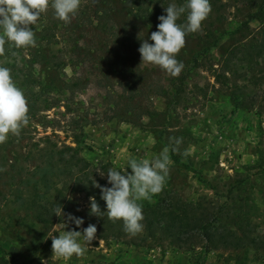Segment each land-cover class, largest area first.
<instances>
[{
  "label": "rangeland",
  "instance_id": "rangeland-1",
  "mask_svg": "<svg viewBox=\"0 0 264 264\" xmlns=\"http://www.w3.org/2000/svg\"><path fill=\"white\" fill-rule=\"evenodd\" d=\"M100 1L81 0L77 14L80 11L86 14L96 12L103 6ZM109 2L115 11L114 23L119 33L128 29L134 36L148 39L153 31H145L134 22L127 29L122 28L126 19L122 6L117 0ZM229 12H234V9ZM75 18L71 21L74 22ZM228 22L235 24L231 19ZM80 24L82 26L74 36L78 45L96 43L93 34L95 24L91 27L85 16ZM251 26L257 27V23ZM62 34L63 30L59 32L62 43L56 46L58 48L64 45ZM185 41L178 54L184 64L182 71L193 70L183 87L171 89L166 84L170 94L153 99V105L159 112L154 119L144 118L137 125L116 120L99 121L84 127L77 141L71 134L59 131L56 132L57 137L51 139L58 146L64 143L76 148L82 158L93 165H105L106 171H119L126 167L129 173L131 169L126 166L129 156L152 159L167 147L171 163L163 190L151 200L140 201L141 206L150 209L160 200L166 205L173 203L179 207L187 204L211 207L214 212L218 210L217 213L221 209L219 214L228 226L229 234L238 237L241 234L238 226H246L257 246L205 253L200 247L175 248L168 241L160 242L144 230L118 241H103L96 233V239L85 245L87 251L83 256L74 255L67 262L57 259L52 255L49 236H58L64 230L83 232L90 224V202L82 194H72L62 176L52 178L48 187L36 192L34 184L40 176L34 171L36 163L33 160L25 163L24 147L51 132L32 122L28 124L31 132L28 136L32 139L21 140L19 135L9 134L7 141L0 144V264H264V118L257 115L256 108L239 105V100L248 94L249 88L222 90L215 84L211 73L203 68L205 62L202 61L200 67H192L191 56L197 45L194 41ZM78 54L79 51L66 53V58L79 57ZM210 54L213 61L219 60L218 49ZM148 65L155 69V76L167 78L159 66ZM75 73L67 70L69 77L76 75L87 85L74 96L73 115L83 116L89 121L100 118L106 109L104 97L111 90L99 84L97 69L89 65L76 68ZM237 84L242 85L241 82ZM113 91L120 93L118 86H114ZM235 92L244 95L237 96ZM62 111L63 108L60 109ZM47 114L49 118H55L58 110ZM58 117L63 126L71 115ZM42 142L40 144L44 145ZM171 154L182 163L189 164L192 170L176 164ZM53 175L49 173V178ZM27 180L28 185L25 184ZM35 201H58L65 216H56L53 224L45 226L33 216ZM67 214L83 218L84 224L77 228L67 220ZM61 223L66 227L58 225ZM80 242L84 244L82 239Z\"/></svg>",
  "mask_w": 264,
  "mask_h": 264
},
{
  "label": "trees",
  "instance_id": "trees-1",
  "mask_svg": "<svg viewBox=\"0 0 264 264\" xmlns=\"http://www.w3.org/2000/svg\"><path fill=\"white\" fill-rule=\"evenodd\" d=\"M109 1L101 0L100 5L103 6L94 13L80 11L75 21L70 23L56 18L54 10L49 7L38 22L30 26L35 33L36 47L17 49L6 43L4 52L0 54V66L10 69L12 80L26 98L29 123L35 122L51 132L24 147L25 163L33 160L36 163L34 171L40 176L34 184L36 192L48 187L52 178L62 176L72 194L95 197L101 211H106V203L101 199L100 188L92 182L95 180L101 186L111 187L107 183L106 166L91 164L79 155L76 148L64 143L58 146L51 138L57 137L56 132L59 131L71 134L77 141L84 127L99 121L116 120L137 125L144 118L152 120L159 115L153 99L170 94L166 84L171 89L183 87L193 70L181 71L176 77L163 70L167 78L155 76L153 67L141 63L138 49L143 39L127 29L134 22L145 31L155 32L160 23L158 17L166 15L165 8L170 4L183 6L186 0H117L126 16L122 28L127 30L122 33L116 29L115 11ZM210 4L211 12L202 22L201 29L185 37V40L194 41L197 45L196 52H192L191 56L192 67H200L199 64L205 62L203 68L211 73L215 84L222 90L249 88L248 94L239 100V105L242 108H256L257 115L264 118V0H210ZM232 8L234 12L230 13ZM84 16L91 27L95 24L93 34L97 42L79 46L74 36L82 26L80 21ZM186 17L187 12L181 15L177 23L186 24ZM229 19L235 24L231 25ZM252 23H257V27L252 28ZM62 30L64 45L58 48L56 46L62 43L59 41ZM149 43L153 42L149 40ZM215 49L220 51L218 61L210 58V53ZM76 51H79V57L66 58V53L74 54ZM177 59L181 61L179 55ZM85 65L97 69L99 84L111 90L104 97L105 111L100 118L91 121L73 115L72 108L74 96L82 92L87 83L76 75L69 77L67 74V70L76 74V68ZM113 78L117 80L113 81ZM114 86L119 87L120 93H114ZM240 95L244 94H237ZM61 108L64 111L60 112ZM57 110L55 118H49L47 113ZM69 114L71 118L62 126L58 115L65 118ZM29 128L27 125L21 129V140L32 139L28 136L31 133ZM41 140L44 145L40 144ZM171 157L176 164L192 170L189 164L182 163L172 154ZM100 172L105 175L101 177ZM49 173L54 175L49 178ZM28 181L25 184L28 185ZM172 204L166 205L159 200L150 209L142 206L143 230L160 242L168 241L178 249L200 247L205 253L209 250H240L257 246L246 226H238L241 232L238 237L229 234V228L219 214L221 209L217 213L218 210L214 212L211 207H195L192 204L179 207ZM60 205L58 201H35L33 216L43 225H51L56 217L53 215L54 209ZM89 223L96 226L97 237L103 241H118L132 236L124 230L122 221L109 220L106 214L104 217L90 214Z\"/></svg>",
  "mask_w": 264,
  "mask_h": 264
},
{
  "label": "clouds",
  "instance_id": "clouds-1",
  "mask_svg": "<svg viewBox=\"0 0 264 264\" xmlns=\"http://www.w3.org/2000/svg\"><path fill=\"white\" fill-rule=\"evenodd\" d=\"M80 5L81 0H0V54L4 52L6 43L17 49L36 47L35 33L30 26L35 25L49 7L54 10L56 18L70 23ZM165 12L166 15L158 17L160 23L157 31L152 32L148 39L141 40L138 51L141 63L159 66L176 77L184 68L177 56L185 46V37L201 29L202 22L211 12V4L210 0H186L180 7L170 4ZM185 12L187 22L180 25L177 21ZM149 40L153 43H149ZM28 112L26 98L12 80L10 69L0 66V144L7 141L9 134L18 136L21 129L29 124ZM168 152L169 149L165 147L152 159L129 156L126 166L131 169L130 173L126 167L119 171H107V183L111 187L101 186L94 180L92 183L100 188L106 211H101L95 197H90V214L98 217L106 214L109 220L122 221L124 230L133 236L142 232L144 216L139 202L151 200L152 196L163 190L171 163ZM100 175L103 177L105 173L100 172ZM53 215L64 217L63 207L55 208ZM67 220L77 228L84 224L83 218L72 214H67ZM58 225L66 227L65 223ZM96 233V226L89 224L83 232L64 230L58 236L50 235L52 255L65 262L74 255L81 257L87 251L85 245L96 239Z\"/></svg>",
  "mask_w": 264,
  "mask_h": 264
}]
</instances>
